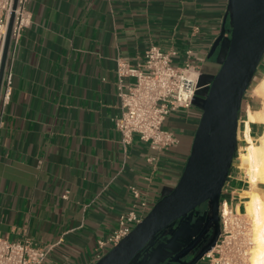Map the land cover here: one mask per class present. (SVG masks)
<instances>
[{
  "label": "crops",
  "instance_id": "crops-1",
  "mask_svg": "<svg viewBox=\"0 0 264 264\" xmlns=\"http://www.w3.org/2000/svg\"><path fill=\"white\" fill-rule=\"evenodd\" d=\"M228 2L28 0L33 20L11 57L13 89L6 105L0 92V237L54 245L45 264H95L99 240L118 226L121 214L144 200L154 206L175 187L202 111L193 105L167 117L164 128L178 138L168 150L155 151L136 134L123 145L115 127L122 112L117 65H137L155 44L174 49L176 66L190 62L209 83L221 66L223 49L210 53ZM262 62L242 102L238 148L222 193L241 212L245 192L253 189L241 165L244 122L247 127L250 110L264 108ZM249 125L258 141L264 122ZM256 189L264 192V183ZM185 236L165 238L133 264H170Z\"/></svg>",
  "mask_w": 264,
  "mask_h": 264
},
{
  "label": "water",
  "instance_id": "water-1",
  "mask_svg": "<svg viewBox=\"0 0 264 264\" xmlns=\"http://www.w3.org/2000/svg\"><path fill=\"white\" fill-rule=\"evenodd\" d=\"M12 24L13 16L2 57L0 92ZM219 48L223 49L219 71L211 78L210 88L199 89L193 99L202 115L178 183L95 264H133L142 253L153 251L160 237L188 235L201 221L204 230L211 232L208 243L184 260L194 248L187 247L170 264H199L215 246L221 233V197L238 148L242 102L264 58V0H229L224 26L210 55ZM204 83L200 75L199 86Z\"/></svg>",
  "mask_w": 264,
  "mask_h": 264
},
{
  "label": "built area",
  "instance_id": "built-area-1",
  "mask_svg": "<svg viewBox=\"0 0 264 264\" xmlns=\"http://www.w3.org/2000/svg\"><path fill=\"white\" fill-rule=\"evenodd\" d=\"M15 2L0 0V73L13 16L2 83L3 105L9 103L13 89L11 57L20 43L22 33L33 20L27 7L28 0ZM175 55L174 49L163 50L152 44L146 50L144 60L137 65H130L126 61L118 63L116 74L122 112L115 119V127L121 134L123 145H129L136 134L155 151L170 149L178 142V138L164 128L167 117L179 109L192 107L197 91L204 86L210 88L211 82L199 86L200 73L190 62L184 67L176 66ZM127 78H133L134 81L126 83ZM244 124L246 129V122ZM149 161L155 164L156 159L152 157ZM132 192L135 198L139 197L140 191L136 187L132 188ZM138 204L137 208L121 214L118 226L105 239L99 240V259L110 247L126 237L153 207L146 200ZM219 210L221 233L213 249L203 259L209 264H252L254 240L247 212L234 208L226 198L221 201ZM53 248L54 245L39 246L32 241L0 237V264H45Z\"/></svg>",
  "mask_w": 264,
  "mask_h": 264
},
{
  "label": "bare ground",
  "instance_id": "bare-ground-1",
  "mask_svg": "<svg viewBox=\"0 0 264 264\" xmlns=\"http://www.w3.org/2000/svg\"><path fill=\"white\" fill-rule=\"evenodd\" d=\"M264 87V80L262 82ZM262 95V94H261ZM246 141L244 151L241 153V165L246 168L248 180L252 190L245 192V211L252 219V235L255 249L251 256L252 264H264V196L256 189L257 185L264 183V129L256 141L250 133V122L260 120L264 122V108L261 111L248 112ZM261 188V187H259Z\"/></svg>",
  "mask_w": 264,
  "mask_h": 264
},
{
  "label": "flooded vegetation",
  "instance_id": "flooded-vegetation-1",
  "mask_svg": "<svg viewBox=\"0 0 264 264\" xmlns=\"http://www.w3.org/2000/svg\"><path fill=\"white\" fill-rule=\"evenodd\" d=\"M200 209H201V211L204 210L205 206L200 207ZM203 230H204V222H202V221L199 222L193 228H191V231H193V233H190V234L186 235L182 239V241L180 243H178L177 248L168 257V261L171 262L172 259H177L178 258L176 256L177 253L180 252V253L183 254L184 250L187 247L191 246V247H194V248L191 249L190 253L187 256L184 257V260H190L193 257L194 253H196L201 247L205 246L208 243L209 239H210L211 232L210 231L208 232V231H205V230L203 231ZM168 237H170V235L164 236L162 238L160 237L158 239V243L157 244H159L162 240H164L165 238H168ZM218 239H217V241H218Z\"/></svg>",
  "mask_w": 264,
  "mask_h": 264
},
{
  "label": "rangeland",
  "instance_id": "rangeland-1",
  "mask_svg": "<svg viewBox=\"0 0 264 264\" xmlns=\"http://www.w3.org/2000/svg\"><path fill=\"white\" fill-rule=\"evenodd\" d=\"M262 64H263V62L260 63L261 66H262ZM260 65H259V66H260ZM260 68H261V67H260ZM258 70H259V68H258ZM257 72H258V71H257ZM257 76L259 77V74H257ZM257 79H258V78H256L255 81H257ZM242 120H245L244 115H242ZM246 128H247V127H246ZM243 136H245V138H246V133H245V134L243 133ZM241 151L243 152L244 150H241ZM241 151H240V152H241ZM235 157H236V156H235ZM245 169H246V168H245ZM262 194H263V196H264V192H262ZM248 219H249V221L251 222V225H252V227H253L251 216L248 215ZM253 235H254V234H253ZM111 248H112V247H110L107 251H109ZM254 249H255V245L253 246L252 251H254ZM252 255H253V252H252ZM251 262H252V259H251Z\"/></svg>",
  "mask_w": 264,
  "mask_h": 264
},
{
  "label": "trees",
  "instance_id": "trees-1",
  "mask_svg": "<svg viewBox=\"0 0 264 264\" xmlns=\"http://www.w3.org/2000/svg\"><path fill=\"white\" fill-rule=\"evenodd\" d=\"M257 74H258V73H256V75H255V77H254V79H253V82H252V84H254V83H255V79H256V76H257ZM252 84H251V85H252ZM223 199H224V198H223V196H222V197H221V201H223Z\"/></svg>",
  "mask_w": 264,
  "mask_h": 264
}]
</instances>
